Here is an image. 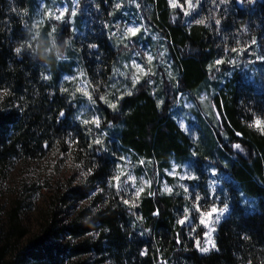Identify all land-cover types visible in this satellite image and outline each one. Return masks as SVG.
Masks as SVG:
<instances>
[{
  "label": "trees",
  "instance_id": "trees-1",
  "mask_svg": "<svg viewBox=\"0 0 264 264\" xmlns=\"http://www.w3.org/2000/svg\"><path fill=\"white\" fill-rule=\"evenodd\" d=\"M107 1L101 3L105 9ZM143 2L151 5L149 21L168 43L179 72L178 86L164 80L162 104L148 79L135 85L131 95L113 93L114 73L126 47H116L105 32L94 33L89 48L74 37L71 46L98 103L97 126L75 119L71 92L59 85L54 48L47 55L53 76L45 79L48 66L41 52L49 35L46 29L42 41L32 39L34 0H0V90L8 92L0 99V170L15 159H37L54 148L68 152L83 167L86 180L69 188L64 198H90L70 221L58 225L54 219L27 239H23L27 226L13 211L5 224L0 221V264H65L91 251L107 253L115 264H264V134L248 126L254 116L264 119V65L261 82L239 74L226 83L227 90L213 80L220 72L215 63L223 61L220 69L229 70L237 52L233 49L243 47L238 37L251 39L245 53L257 48L264 37V0H199L197 9L177 20L169 0ZM68 26L64 23L56 38L64 52ZM21 46L17 54L15 49ZM70 64L73 61L66 63ZM208 82L215 84L210 92L215 119L203 121L206 134L194 140L171 115V107L177 87L195 92ZM102 92L106 100L101 99ZM97 139L102 143L96 144ZM124 151L161 163L171 156L187 159L195 152L201 176L206 175L202 165L212 154L229 158L227 166L217 161V167L232 177L235 192L230 213L217 226L215 249L200 251L188 226L179 223L182 208L191 201L188 192L146 190L132 198L117 189L114 173ZM196 184L210 198L206 182L200 179ZM237 186L257 197L259 210L248 209ZM89 232L97 234L79 243L71 241ZM200 234L201 229L195 233ZM62 235L68 237L66 243L59 241Z\"/></svg>",
  "mask_w": 264,
  "mask_h": 264
},
{
  "label": "rangeland",
  "instance_id": "rangeland-1",
  "mask_svg": "<svg viewBox=\"0 0 264 264\" xmlns=\"http://www.w3.org/2000/svg\"><path fill=\"white\" fill-rule=\"evenodd\" d=\"M103 1L107 0H78L76 3L73 0H34L32 6V39L41 40L42 32L47 29L49 37L45 48L49 49L48 55L52 53L54 43L59 46L56 38L61 26L64 23L69 25L62 40L64 45L65 41H68L66 47L68 51L64 52L61 59H57L54 50L56 59L54 66L61 72L60 87L71 92L76 106L75 119L84 123L85 121L90 123L99 118L97 116L98 103L93 97L83 66L71 46V40L74 37L82 46L89 48L93 44V40L90 39L93 34L105 32L116 47H126L114 73L113 93L130 92L139 82L148 79L152 92L162 104L165 99L164 80L168 79L178 86L179 72L168 48V43L149 21L153 11L151 5L144 4L143 0H108L107 9H105L101 4ZM173 3L176 4V7H172ZM192 3L196 7L190 10L187 0H169L174 18L176 20L187 18L190 12L197 9V3L194 0ZM65 7L67 12L60 21L47 15L49 11L58 15L57 9L62 10ZM73 11H75L74 16L71 15ZM186 12L188 14H185ZM53 26H55L54 33L52 32ZM128 28H139V31L133 36L127 33ZM236 40L243 47H239L232 56L230 69L222 71L219 64L215 63L214 67L220 71L213 75V80L218 82V88L225 87L228 90L226 83H232L230 80L239 74L250 81L261 82L263 79L264 60L258 59V57L264 56V37L256 43V49L249 48L250 51L247 53L244 49L250 44L251 39L241 35ZM148 57H152L150 62ZM69 61H73V64L66 65ZM134 62L141 65L148 74L138 73L137 69L133 67ZM44 64L48 66L47 77L51 78L53 76L52 63L46 59ZM137 75L139 82L133 84V77ZM82 88L91 94V100L79 91ZM176 89L178 93L171 107V115L194 140H200L202 135L206 134L203 121L210 122L211 119H215L210 96V92L215 89V84L208 82L202 89L195 92L180 90L179 87ZM100 97L101 99L103 97L102 100H106L105 92H102ZM204 97L207 99H203ZM225 139L231 145L226 137ZM225 151L229 156L233 155L229 149H225ZM196 157L197 154L193 152L190 158L181 159L178 156H171L161 163L159 160L145 159L132 151H124L119 154L114 183L116 187L119 185V188L132 198L146 190L151 194L159 192L179 195L188 192L191 201L182 208V216L179 221H185L184 223L189 228V235L194 238L195 246L199 241L200 247L207 246L212 250L215 248H212L211 243L207 245L205 243L209 240L207 235L209 227L200 222L202 213L209 211L212 207H216L218 210L225 205L228 207V212L224 213L219 222L211 225L215 231L211 233L210 239L215 243L217 226L230 213L232 196L235 191L232 186V177L224 169L217 167L219 160L224 166H227L228 157L212 154V160L208 158V163L202 165L206 171V175L202 176V170L197 169ZM116 177H119V180ZM132 177L135 179H131ZM200 179L206 182L210 198L196 184ZM85 180L83 167L72 158L71 154L60 152L55 148L37 159H15L5 169L0 170V221L5 224L8 216L17 210L27 226V233L23 239L32 237L43 227L52 223L54 219L58 225L66 223L90 203L89 197L81 200L64 198L69 188L81 186ZM166 186L171 189L170 192L165 190ZM237 187L242 202L248 206V209L259 210L260 205L257 203V197L247 195L241 187ZM140 188L143 191L137 195V190ZM215 215L213 214V220ZM203 218L208 219L207 217ZM199 229H201L200 237L195 235ZM96 234V232H89L71 241L79 243L84 239L94 238ZM67 240L68 237L62 235L59 241L66 243ZM65 264L115 263L107 253L91 251L74 257Z\"/></svg>",
  "mask_w": 264,
  "mask_h": 264
},
{
  "label": "snow or ice",
  "instance_id": "snow-or-ice-1",
  "mask_svg": "<svg viewBox=\"0 0 264 264\" xmlns=\"http://www.w3.org/2000/svg\"><path fill=\"white\" fill-rule=\"evenodd\" d=\"M73 2L76 3V2H78V0H73ZM221 2L223 3L224 0H221ZM187 4H188V8H189L190 10L196 7V5H194V4L192 3V0H187ZM197 4H199V0H197ZM172 7H176V4L173 3V4H172ZM181 7H183V6H181ZM57 11H58V13H59L58 15H57L56 13L52 12V11H49V12L47 13V15H48L49 17L53 18L54 20L60 21V20L63 19L65 12H67V8L65 7V8L62 9V10H61V9H57ZM185 14H188V13L186 12ZM71 15L74 16V15H75V11H73V12L71 13ZM197 23H203V21H197ZM216 23L219 24L220 21L217 20ZM138 31H139V28H128V29H127V33H129V34H131V35H133V36H134ZM52 32H53V33L55 32V26L52 27ZM37 35H38V33H37ZM252 43L255 44L256 41L253 40ZM22 47H23V46H21V47H17V48L15 49V52H16L17 54H19V53L22 51ZM29 47H31V45H29ZM93 47H95V46L93 45ZM233 51H237V50H236V49H233ZM148 59H149V62H150V61L152 60V57H148ZM258 59H262V60H264V56H262V57H258ZM222 62H223V61L218 60L216 63H217V64H220V63H222ZM133 67L137 69V72H138V73H142L143 75H147V74H148L147 72H145L144 68L141 67V65L136 64L135 62L133 63ZM47 78H48V77H45V79H47ZM138 82H139V76L137 75V76L133 77V84L138 83ZM79 91L83 92V94H84L85 96H87L90 100L92 99L91 94H90L86 89H83V88H82V89H79ZM128 94L131 95L130 92H129ZM4 95H8L7 90H0V98H2V96H4ZM102 99H103V97H102ZM203 99H207V97H204ZM111 107L115 108L116 105H115V104H112ZM60 115L62 116L63 113H61ZM219 115H220V113L217 112V118H219ZM88 122H89V121H85V123H88ZM92 123H95L97 126H99L100 121H99V119H94V120L92 121ZM248 126L254 128V129H257L261 134H264V119H261V118L258 117V116H254L253 121H251V122L249 123ZM237 135H240V133H237ZM95 143H96V144H100V143H102V141L99 140V139H97V140L95 141ZM45 147H47V145H45ZM235 147H236L237 149H240V148H241V145H240V144H236ZM116 179L119 180V177H116ZM131 179L134 180L135 178L132 177ZM117 189L119 190V185H117ZM165 190H166V191H169V192L171 191V189H170V188H167V186L165 187ZM140 191H143V189H142V188L138 189V190H137V195H139V192H140ZM124 203L127 204L128 201L125 200ZM197 211H199L198 208H197ZM226 212H228V207H227V205H225L223 208H221V209H219V210H218L216 207H212L209 211L202 213V218H201V221H200V222H201L202 224H204L206 227H209V232L207 233V235L209 236V240H207L205 243H206V245L209 244V243H211L212 248H215V243H214L213 241H211L210 238H211V233L215 231V228L212 227L211 225H212V224H215V223H218L219 220H220V218H221V217L224 215V213H226ZM213 214H216L214 220L212 219ZM203 217H207L208 219H204ZM184 222H185L184 220L179 221V223H181V224H183ZM178 242H179V241H178ZM196 246H197V247L200 249V251H202V252H208V251L210 250L209 247H207V246H205V247H200V242H199V241L196 242ZM144 254H146V252H145Z\"/></svg>",
  "mask_w": 264,
  "mask_h": 264
},
{
  "label": "clouds",
  "instance_id": "clouds-1",
  "mask_svg": "<svg viewBox=\"0 0 264 264\" xmlns=\"http://www.w3.org/2000/svg\"><path fill=\"white\" fill-rule=\"evenodd\" d=\"M67 44H68V41H65L64 48L67 47ZM53 46L55 48L56 58L61 59L63 57V54H64V49H62L60 46H57L55 43ZM48 53H49V49H47V48L43 49V51L41 52V58L46 60Z\"/></svg>",
  "mask_w": 264,
  "mask_h": 264
}]
</instances>
